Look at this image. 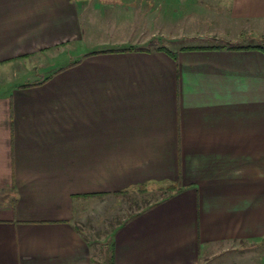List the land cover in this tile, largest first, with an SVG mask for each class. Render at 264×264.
Listing matches in <instances>:
<instances>
[{
  "label": "crops",
  "instance_id": "0c3cea01",
  "mask_svg": "<svg viewBox=\"0 0 264 264\" xmlns=\"http://www.w3.org/2000/svg\"><path fill=\"white\" fill-rule=\"evenodd\" d=\"M207 18L235 40L176 44ZM263 36L264 0H0V72L21 67L0 83V264H232L263 242ZM161 185L96 255L80 224L103 198Z\"/></svg>",
  "mask_w": 264,
  "mask_h": 264
},
{
  "label": "rangeland",
  "instance_id": "374dc122",
  "mask_svg": "<svg viewBox=\"0 0 264 264\" xmlns=\"http://www.w3.org/2000/svg\"><path fill=\"white\" fill-rule=\"evenodd\" d=\"M204 23H207L206 25L204 24L206 26L204 29L208 30L207 34L202 35L203 37L196 36L195 38L190 39H180L176 42V44H215L217 42L227 43L235 40L233 35H231L230 40L228 41L226 37L221 36L218 33L210 34L209 31L215 29L214 25H216V23H214V21L210 18H207ZM240 25L242 24H232L231 26L240 28ZM232 29L234 30L235 28ZM199 33L202 32H198V35ZM248 38V36L245 37L243 35L241 40L237 42H240L241 44L249 42L246 40ZM42 66L46 65H41V67ZM20 70L21 67L12 65L6 73L0 72V83L13 82L14 77L19 74ZM166 186L161 185L160 188L153 186L148 187V189L140 188L125 195L104 197L101 206L99 205L96 209H94V214H92L93 216L91 215L92 217L80 224L93 243L94 253L96 255L99 254L100 251L107 253L117 227H119V225L132 214L167 196V193L161 190ZM232 247V252L230 253L232 257V264H264V241L254 244L235 243ZM220 258L221 257H217L214 261L207 262L206 264L221 263Z\"/></svg>",
  "mask_w": 264,
  "mask_h": 264
},
{
  "label": "trees",
  "instance_id": "16d2710c",
  "mask_svg": "<svg viewBox=\"0 0 264 264\" xmlns=\"http://www.w3.org/2000/svg\"><path fill=\"white\" fill-rule=\"evenodd\" d=\"M166 51H168V50H166ZM161 190L165 191L167 193V196H169L170 194H173L174 191H176V189L172 185H167L165 188H162ZM167 196H165V197H167Z\"/></svg>",
  "mask_w": 264,
  "mask_h": 264
}]
</instances>
